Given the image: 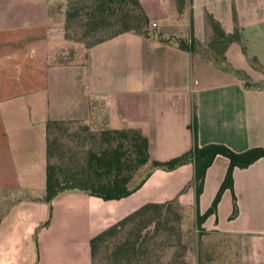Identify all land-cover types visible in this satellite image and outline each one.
<instances>
[{"label": "crops", "instance_id": "crops-1", "mask_svg": "<svg viewBox=\"0 0 264 264\" xmlns=\"http://www.w3.org/2000/svg\"><path fill=\"white\" fill-rule=\"evenodd\" d=\"M137 1L148 21L145 35L124 32L80 45L66 59L68 47L50 24L51 4L61 11L56 0H0V264H89V239L148 202L175 199L194 214L191 162L149 167L119 199L68 189L47 203L48 120L92 132L139 128L146 165L179 156L194 142L234 152L264 147V72L247 62L253 53L264 71V0ZM212 20L224 37L236 32L238 39H214ZM227 164L216 155L205 170L199 213ZM231 177L232 190L222 192L215 213L194 226L195 264H264V157L234 167ZM232 196L237 211L229 218Z\"/></svg>", "mask_w": 264, "mask_h": 264}, {"label": "trees", "instance_id": "trees-1", "mask_svg": "<svg viewBox=\"0 0 264 264\" xmlns=\"http://www.w3.org/2000/svg\"><path fill=\"white\" fill-rule=\"evenodd\" d=\"M147 26L137 0H67L64 8L63 37L84 48L124 32L145 35ZM211 26L214 39H238L236 32L224 37L213 20ZM146 148L147 140L136 127L92 132L80 123L46 121L43 200L50 203L58 192L68 189L103 200L129 195L147 175L128 187L134 171L148 162ZM216 155L228 160L227 168L210 205L199 213L204 173ZM261 157L264 147L234 152L222 144L197 146L194 142L189 151L165 162L151 160L149 167L172 170L191 162L192 177L187 185L193 188L194 226L199 229L215 213L222 192L232 190V169L244 168ZM180 210L186 211L175 199L140 205L89 239V264H192L191 241L183 232ZM236 211L232 196L229 218Z\"/></svg>", "mask_w": 264, "mask_h": 264}, {"label": "rangeland", "instance_id": "rangeland-1", "mask_svg": "<svg viewBox=\"0 0 264 264\" xmlns=\"http://www.w3.org/2000/svg\"><path fill=\"white\" fill-rule=\"evenodd\" d=\"M67 0H56V8L57 9H61L56 11L53 4H51L50 6V24H52V29L59 35V41H61V43L63 46L65 45L66 47H68V49L65 50V54L63 55L64 57L66 56V59H72L73 56V51L72 49H75L77 47H81L79 43H75V42H69V41H65L63 39V22H64V8H65V4H66ZM62 39V40H61ZM242 54H246V50L242 47L241 48ZM67 53V54H66ZM248 55V60L247 62L249 63L250 66L253 67L254 71L258 72V73H263V68H261V66L259 65L258 61L256 60L255 56L253 57L252 54L250 52ZM65 60V58H64ZM149 165V164H148ZM148 165H143L141 167H139L138 169H136L132 175V179L130 180V183H135L138 182L147 172L149 169ZM48 208L50 209V205L48 206ZM181 213V224H182V229L183 232L185 233V235H187V238L191 241V247L193 246V239L194 236H198L199 233L198 232H194V214L191 213H186V211L184 212V210H180ZM60 219V218H59ZM58 221V219H57ZM63 221V220H61ZM61 224V222H59ZM60 224H58L57 226H59ZM56 235L59 236L60 234H62L63 232L61 231V229L59 227L56 228ZM228 257L229 254H228ZM191 262L192 264H195V262H193V257H192V253H191ZM224 263L226 264H238L236 262V260L234 258H229L226 259L224 261ZM198 264V263H197ZM199 264H205L203 262H200Z\"/></svg>", "mask_w": 264, "mask_h": 264}, {"label": "built area", "instance_id": "built-area-1", "mask_svg": "<svg viewBox=\"0 0 264 264\" xmlns=\"http://www.w3.org/2000/svg\"><path fill=\"white\" fill-rule=\"evenodd\" d=\"M154 26H155L154 23H151V24H150V28H153Z\"/></svg>", "mask_w": 264, "mask_h": 264}]
</instances>
